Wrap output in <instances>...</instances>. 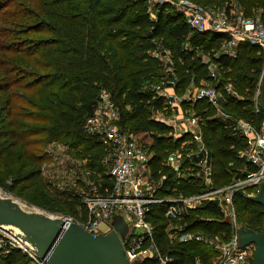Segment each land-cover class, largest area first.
Listing matches in <instances>:
<instances>
[{
	"label": "trees",
	"instance_id": "trees-1",
	"mask_svg": "<svg viewBox=\"0 0 264 264\" xmlns=\"http://www.w3.org/2000/svg\"><path fill=\"white\" fill-rule=\"evenodd\" d=\"M191 1L205 8L236 10L245 17L259 15L264 25V0ZM170 10L174 11L155 6L151 13L144 0H0L1 189L43 211L82 223L80 194L87 182L97 187L110 183L104 147L83 131L100 90L107 91L118 108L122 129L151 139L153 175L167 176L160 197L188 196L203 189L199 179L176 180L161 165L188 136L174 139L170 128L152 119L166 105L152 90L165 74L151 53L159 45L169 52L170 80L177 96L190 84L199 87L209 81L203 62L209 59L217 67V88L230 82L242 98H227L225 112L253 124L260 120L253 112L252 98L264 56L258 47L241 42L230 58L219 52L227 39L224 34L193 33L182 16ZM187 107L205 122L202 140L211 156L212 187L222 188L244 167L237 151L245 140L213 118L214 110L206 102ZM57 148L68 158L62 163L66 177H56V172L47 175L60 166ZM233 204L239 225L259 232L262 207L242 193L234 195ZM149 220L156 226L157 245L175 256V264H192L195 257L206 259L211 253L198 243L171 245L164 234L167 222L161 217V206L150 207ZM186 221L191 231L209 237L227 240L231 235L212 203L191 212ZM0 264L31 263L11 250L0 251Z\"/></svg>",
	"mask_w": 264,
	"mask_h": 264
},
{
	"label": "built area",
	"instance_id": "built-area-1",
	"mask_svg": "<svg viewBox=\"0 0 264 264\" xmlns=\"http://www.w3.org/2000/svg\"><path fill=\"white\" fill-rule=\"evenodd\" d=\"M144 1L149 7L167 6L174 9L193 33L224 34L227 39L221 43L219 52L230 58L235 57V47L241 42L258 47L264 56V25L259 15L245 17L236 10L227 12L224 7L205 8L191 0ZM151 56L164 67L170 64L169 52L160 45L152 51ZM203 62L208 68L209 81L201 82L199 87L190 84L182 96L174 94L175 83L170 78L163 79L152 88L156 96L165 100L166 105L152 119L170 128V136L174 139L188 136V140L182 142L178 150L169 153L161 165L176 180L188 177L199 179L203 189L197 194L167 197L158 195L164 189L167 176L153 175L150 167L152 154L141 143L143 135L131 133L118 125L119 111L107 91L100 90L91 113L84 121V133L94 137L106 151L104 161L108 165L106 174L110 183L109 186L97 187L87 182V189L80 194L85 220L78 223L71 217H65V221L67 224L76 223L95 236L110 232L113 229L111 218L121 216L128 231L120 243L124 258L129 264L176 262L175 256L162 252L157 245L156 226L149 220L151 206H161V217L167 222L164 234L171 245L198 243L211 250L206 259L195 257L192 264H250L252 261L255 247L250 244L240 249L236 242L235 230L239 223L233 197L242 193L248 198H254L259 194L260 185L264 183V115L258 106L260 78L252 98L253 112L260 115V120L258 124H253L225 112L227 98L239 101L242 98L230 82L218 89L216 65L210 63L209 59ZM168 81L173 94L168 93L165 87ZM199 101L209 104L215 113L213 118L221 119L233 134L245 140L244 147L237 151V158L244 163V167L239 170L237 178L222 188L212 187L211 156L202 140L205 122L195 117L187 107ZM185 104L187 106L182 109ZM174 107L179 108V114L175 113ZM202 152L209 154V159L193 163V157H198ZM205 203H212L217 207L222 220L231 229L229 239L221 240L219 237H209L190 230L186 219ZM11 250H17L28 257L31 264H45L35 256L28 244L0 229V251L6 254Z\"/></svg>",
	"mask_w": 264,
	"mask_h": 264
},
{
	"label": "water",
	"instance_id": "water-1",
	"mask_svg": "<svg viewBox=\"0 0 264 264\" xmlns=\"http://www.w3.org/2000/svg\"><path fill=\"white\" fill-rule=\"evenodd\" d=\"M259 92L258 106L264 115V71ZM251 201L262 207L261 230L255 233L239 225L235 238L240 249L250 244L255 247L250 264H264V183ZM123 224L126 223L121 216H113V229L93 236L76 223L67 224L65 217L27 211L16 201L0 194V229L28 244L45 264H129L120 243L128 229Z\"/></svg>",
	"mask_w": 264,
	"mask_h": 264
},
{
	"label": "rangeland",
	"instance_id": "rangeland-1",
	"mask_svg": "<svg viewBox=\"0 0 264 264\" xmlns=\"http://www.w3.org/2000/svg\"><path fill=\"white\" fill-rule=\"evenodd\" d=\"M147 7H148V11H150L151 13L154 12V8L153 7H149V6H147ZM170 11H172V10H170ZM174 11H172V12H174ZM203 60H205V59H203ZM210 63H211V61H210ZM171 72H172V65L170 63V64H167L164 67V74H165L164 77H165V79L167 78L169 80V78L171 77ZM165 87L167 88V92L169 93L170 88H171L169 81L167 82ZM174 111L177 114L178 113V108L174 107ZM140 138L141 137H139V139ZM141 143H142L143 146H145L147 149L150 150L151 139L149 137L143 136L141 138ZM57 150L58 151H56L55 155L58 156V157H55V158L59 161V164H57V165H60V166L54 168L53 170L51 169L49 174H47V175H53V173L56 172V177H58V176L66 177V175H64V171L62 170V163L66 162V159H68V158L63 153H61V150L59 148H57ZM150 152L153 155V152L151 150H150ZM200 159L208 160L209 159V154H205L204 152L199 153L198 157H193V163H197V161L200 160ZM49 167L51 168L52 166H49ZM70 174L71 173L69 172L67 175H70ZM42 176H43V174H42ZM0 194L3 197L11 198L12 200L16 201L17 203L20 204V206H22V208H24L27 211H41V212H43V213H45L47 215L56 216L55 214L43 211V210L39 209L38 207H35V206L27 203L26 200H24V199H22L20 197H17V196H15V195H13V194H11L9 192H6L5 190H3L1 188H0ZM78 211H79L78 212V217H81L80 214L82 213V209L78 208ZM123 226L126 227V229H127L126 224H123ZM127 231H128V229H127Z\"/></svg>",
	"mask_w": 264,
	"mask_h": 264
},
{
	"label": "crops",
	"instance_id": "crops-1",
	"mask_svg": "<svg viewBox=\"0 0 264 264\" xmlns=\"http://www.w3.org/2000/svg\"><path fill=\"white\" fill-rule=\"evenodd\" d=\"M169 93L171 94H173V92L171 91V89H170V91H169ZM179 112H180V110H179V108H178V113L177 114H179Z\"/></svg>",
	"mask_w": 264,
	"mask_h": 264
}]
</instances>
